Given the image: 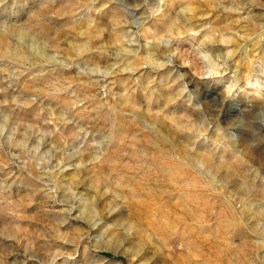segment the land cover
Segmentation results:
<instances>
[{"label":"rangeland","instance_id":"obj_1","mask_svg":"<svg viewBox=\"0 0 264 264\" xmlns=\"http://www.w3.org/2000/svg\"><path fill=\"white\" fill-rule=\"evenodd\" d=\"M0 264H264V0H0Z\"/></svg>","mask_w":264,"mask_h":264}]
</instances>
